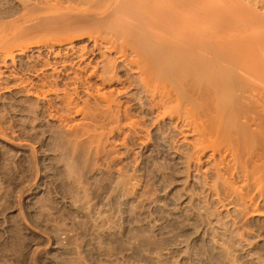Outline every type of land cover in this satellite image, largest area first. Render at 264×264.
Segmentation results:
<instances>
[{
	"label": "rangeland",
	"instance_id": "rangeland-1",
	"mask_svg": "<svg viewBox=\"0 0 264 264\" xmlns=\"http://www.w3.org/2000/svg\"><path fill=\"white\" fill-rule=\"evenodd\" d=\"M57 1L0 0V44L22 45L6 62L0 51V264H264V200L253 182L246 188L243 166H236L243 158L236 164L226 156L227 143L219 154L198 153V134L176 117L163 121L140 109L141 95L132 89L119 101L133 105L131 121L143 123L142 132L136 135L128 120L113 132L105 120L94 128L96 97L81 84L74 90L79 62L67 55L68 41L55 38L74 21L62 11L73 5ZM78 37L77 54H92L93 40ZM90 52L85 63L95 66L100 55ZM61 62L70 67L64 71ZM67 98L78 104L72 112ZM86 101V109L97 106L87 116L77 110ZM240 193L257 201H245L247 208Z\"/></svg>",
	"mask_w": 264,
	"mask_h": 264
},
{
	"label": "bare ground",
	"instance_id": "bare-ground-1",
	"mask_svg": "<svg viewBox=\"0 0 264 264\" xmlns=\"http://www.w3.org/2000/svg\"><path fill=\"white\" fill-rule=\"evenodd\" d=\"M44 1L48 2L49 0ZM65 1L73 6H67L65 9L58 6V8H62V11H68L64 13H69V16L72 15L70 18L73 17L72 20L74 21L71 24L69 22L68 26L66 23L67 27L64 30L59 28L61 31L58 33L57 31L56 33L55 31L51 32L52 28H49L51 33L56 34V41L61 42L62 39L68 41V45L66 44L68 46L67 55L72 52L79 62L78 72L74 74L76 77L74 80L71 79L74 81L73 85L77 86L74 87V90L77 91L79 84H81L79 87H83L89 99L96 97L95 103H98L96 105L100 109H95V111L98 113L102 111V113L100 112L102 117L97 113L99 118L97 115L90 118L93 125H96L94 128L102 127L103 129L105 120V123L108 122V126H112L113 132L120 130V124L123 120H128L131 123V125L129 123L130 128H133L134 133L137 132L143 123L140 121L142 123L140 127L139 121L135 122V119L131 121L133 105L124 107L119 101V98L128 95L131 89L136 90L141 95L135 99L138 100L136 102L140 109L156 112L161 116V119L165 116L176 117L178 122L183 123V128H187L189 132H194L196 136L198 134V143L195 144L196 148L194 146L195 150L198 148V153L200 150L205 152L208 148H212L211 150L217 154L218 148L221 146L224 148L225 145L223 144L227 143L228 151L225 152L224 150L221 153L223 152L224 155L225 152L227 156L226 153L229 152L234 163L237 160L240 162L243 158L244 165H236L237 163L235 165L243 166L242 171L239 169L238 171L242 172L243 181L245 179L246 185H249L246 188L253 185L255 193L257 192L264 200V0ZM60 4L58 2V5ZM54 5L55 3L52 4V6ZM50 7L48 8L49 12ZM63 24L65 23L63 22ZM51 33L47 34L51 39L49 40L47 37V42H52ZM80 33L82 35L87 34L88 39L93 40L94 48L93 45L92 48L95 50L92 54L95 55L94 53L98 52L96 54L100 55L98 59L101 60H96L98 61L96 64L93 62L95 66H91L92 62L85 63L88 60L87 54L90 50L88 53L84 51L87 54L83 53L82 49L80 54L76 52V46L73 44L77 39L79 40ZM11 41L8 39L5 41L6 43L2 41V43L4 42L3 45L0 44V51L5 56V62L7 58L12 57L15 48L22 47V45L11 46ZM27 48L29 49V47ZM22 51L24 54V49ZM22 51L18 53L22 54ZM108 55L114 58H110ZM63 63H59L63 65L62 69L67 66L70 67V65H66V62ZM69 64L71 63L69 62ZM82 64L85 65L82 66ZM74 65L72 66L74 67ZM90 67L92 68L88 72ZM63 70L65 71V69ZM53 71L61 72L57 68ZM93 79H96L97 83H92ZM52 84H49V87H53L52 90L58 87ZM44 85H46L45 82ZM113 86L116 87L113 88ZM43 87L45 88V86ZM106 87H110L111 90L103 92L102 90ZM42 92L45 93L46 91ZM47 92L50 93V91ZM38 95L40 96V93ZM57 98L59 99V96ZM68 98L67 104L69 105L66 106L67 108L70 109L73 104H75L74 107L76 105L78 107L76 102L72 104L74 99L69 101ZM62 100L66 104V96ZM84 103L82 109H76L85 116L88 115L86 114L89 112L88 109L91 111V108L97 107L89 105V108L86 109L87 103L90 101ZM101 120L103 125H99ZM140 130L139 132H142L143 129ZM178 130L185 131L182 128ZM84 131H82L83 134ZM91 132H87L85 135H89ZM223 155L221 156L223 157ZM231 156L229 155V157ZM223 158L222 161L227 157ZM240 172L238 174H241ZM247 181H251L250 183L253 182V184L250 185ZM251 189L250 191L253 192ZM240 192L243 193V191ZM246 192L248 193V189ZM241 193L238 194L242 195L241 198L239 196L237 199H241L242 203L250 200L249 205H252L251 202L255 199L257 201V198L254 199L253 197L254 192V194L252 193L253 196H250L251 199L247 198L248 201L245 196L249 197V195L244 193V196ZM246 202L247 208L250 207ZM256 203L254 205L259 206L258 202ZM257 206L255 207L257 208ZM262 206L264 205H261L260 209H263ZM253 208L254 213H257ZM260 209H257L258 213H260Z\"/></svg>",
	"mask_w": 264,
	"mask_h": 264
}]
</instances>
